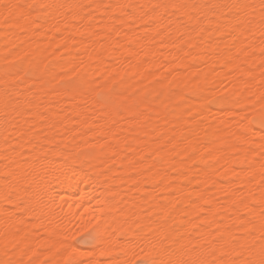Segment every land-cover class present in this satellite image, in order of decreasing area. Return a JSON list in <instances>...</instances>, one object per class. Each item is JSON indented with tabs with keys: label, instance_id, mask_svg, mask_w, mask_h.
I'll list each match as a JSON object with an SVG mask.
<instances>
[{
	"label": "bare ground",
	"instance_id": "obj_1",
	"mask_svg": "<svg viewBox=\"0 0 264 264\" xmlns=\"http://www.w3.org/2000/svg\"><path fill=\"white\" fill-rule=\"evenodd\" d=\"M138 257L264 262V0H0V264Z\"/></svg>",
	"mask_w": 264,
	"mask_h": 264
},
{
	"label": "rangeland",
	"instance_id": "obj_2",
	"mask_svg": "<svg viewBox=\"0 0 264 264\" xmlns=\"http://www.w3.org/2000/svg\"><path fill=\"white\" fill-rule=\"evenodd\" d=\"M32 12H34V9H32ZM10 66H12L10 64ZM4 67V68H2ZM1 67L2 70H6L8 68V66L6 64H3V66ZM76 85V80L73 79V78H70V77H66V78H63L62 80L59 81V83H57L56 85H54L53 88L55 89H60L62 87H73ZM211 106V109H214L213 105L210 104ZM198 167H202L201 164H198L197 165ZM221 183H224L225 181L220 179L219 180ZM210 189V188H209ZM80 232L73 234V239H71V241L73 242L74 245L80 247V248H85V247H89L91 246L92 244V238L91 236L88 234V233H83ZM134 264H150V261L146 258H142V257H138L134 260Z\"/></svg>",
	"mask_w": 264,
	"mask_h": 264
},
{
	"label": "snow or ice",
	"instance_id": "obj_3",
	"mask_svg": "<svg viewBox=\"0 0 264 264\" xmlns=\"http://www.w3.org/2000/svg\"><path fill=\"white\" fill-rule=\"evenodd\" d=\"M3 7H4V9L6 11L11 12L12 10H18V9H20L23 6L22 5H17V4H4ZM73 264H94V262L92 260H88L86 262L74 261ZM262 264H264V262H262Z\"/></svg>",
	"mask_w": 264,
	"mask_h": 264
}]
</instances>
